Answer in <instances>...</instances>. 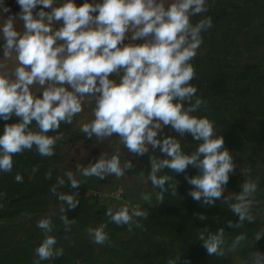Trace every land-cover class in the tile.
I'll list each match as a JSON object with an SVG mask.
<instances>
[{
	"label": "clouds",
	"instance_id": "clouds-1",
	"mask_svg": "<svg viewBox=\"0 0 264 264\" xmlns=\"http://www.w3.org/2000/svg\"><path fill=\"white\" fill-rule=\"evenodd\" d=\"M17 3L18 16L3 18L0 14L4 40L0 120L6 122L0 133V173H12L13 158L25 151L35 150L45 158L54 156L57 144L65 140L59 131L61 125L73 124L75 117L87 114L86 109H90L92 118L81 124L80 131L87 140L95 138L97 144L108 141L113 149L111 155L102 151L87 166L78 163L75 172L64 171L51 186L50 192L60 202L64 239L77 224L76 219L68 217V212L80 203L75 190L91 178L126 179V173L134 169L132 160L123 157L122 149L133 157L148 155L147 180L160 190V204L164 192L178 195L176 176L191 166L198 174L185 179L192 186L188 195L194 201L207 207L215 206L217 201L227 206L238 217V222L227 221L232 230L243 228L246 222L255 223L253 210L259 204L256 197L260 177L252 178L246 164L240 191L224 195L237 163L225 148L215 121L198 115L207 108V102L192 84L196 70L191 61L203 43L202 33L213 27L212 17L203 16L211 7L207 0H85L80 6L75 0H64L58 6L56 0ZM38 6L42 7L34 12ZM0 8L2 13L10 11L2 4ZM198 16L202 18L193 23L192 18ZM18 19L23 21L21 29L16 27ZM57 22H62L58 28ZM166 128L174 134H165ZM114 135L118 139L113 141ZM186 135L197 142L191 152L185 151L181 143L180 138ZM157 150L164 158L155 155ZM165 170L174 173L175 178ZM45 178L52 179L51 170ZM14 180L22 183L23 176L17 173ZM69 184L73 191H60ZM113 195L120 200L119 192ZM141 198L151 204L150 194ZM56 215L37 221L43 239L34 249L37 259L33 264L64 255V248L57 246V237L52 235ZM149 215L140 205L109 206L105 211L107 222L86 231L92 243L110 245L106 231L109 223L127 226L129 232L134 228L144 230L140 220ZM194 215L201 221L208 219L204 214ZM262 237L264 227L253 233L251 244ZM197 240L209 256L221 259L249 243L243 232L229 241L223 227L213 233L207 226L200 229ZM179 259L169 257L166 264H178ZM241 264H264V253L252 251Z\"/></svg>",
	"mask_w": 264,
	"mask_h": 264
},
{
	"label": "rangeland",
	"instance_id": "rangeland-1",
	"mask_svg": "<svg viewBox=\"0 0 264 264\" xmlns=\"http://www.w3.org/2000/svg\"><path fill=\"white\" fill-rule=\"evenodd\" d=\"M211 7L203 16H211L213 27L202 33L203 43L191 63L207 84L239 86L253 76H264V0H211ZM202 17L198 16L197 21ZM196 21V22H197ZM264 89V88H263ZM257 89L247 96L222 94L214 101H207L205 112L215 121L216 130L223 135L225 148L237 163L234 174H230L224 195L239 192L244 180L242 168L247 164L252 178L260 177L255 206V223H245L241 229L232 230L227 221L238 222L227 206L220 201L215 206H201L188 192L191 190L185 176H194L198 170L189 167L184 174L177 175V196L164 192V201L157 200L159 189L153 188L147 180L151 204L140 205L150 213L141 219L144 230L127 226L108 224L110 245L92 243L87 228L107 222L106 208L126 204L109 196L102 199L90 194L82 186L75 190L79 193L80 203L75 210L68 212L69 219H76L68 239L59 220V201L50 192L58 176H62V163L68 151L73 134L72 125L62 124L60 132L65 140L57 144L55 155L41 157L33 151H25L15 156L12 173H0V264H33L34 249L41 243L43 234L37 228L42 217L57 213L53 217L56 225L52 235L58 240V247L64 248V255L54 261L41 264H166L169 257L180 256L178 264H241L249 253L258 250L264 253V237L254 245L251 238L255 231L264 227V90ZM263 90V91H262ZM207 100V99H206ZM213 104V106L211 105ZM212 109V110H210ZM0 120V125L3 124ZM11 122V121H9ZM3 126H0V133ZM165 134L171 133L165 129ZM56 133H49L55 135ZM184 150L191 152L197 146L190 135L181 137ZM160 158L164 155L157 150ZM150 169L146 162V175ZM51 170L52 179H46ZM17 173L23 182L17 183ZM165 173L175 174L165 170ZM167 187V185H166ZM60 191H73L70 184ZM132 206V205H130ZM194 214H204L207 220L201 221ZM208 227L215 232L223 227L229 241L243 232L249 238L247 246L221 259L207 254L202 242L197 240L200 229Z\"/></svg>",
	"mask_w": 264,
	"mask_h": 264
},
{
	"label": "crops",
	"instance_id": "crops-1",
	"mask_svg": "<svg viewBox=\"0 0 264 264\" xmlns=\"http://www.w3.org/2000/svg\"><path fill=\"white\" fill-rule=\"evenodd\" d=\"M211 0H207L209 3ZM64 0H56V5L62 4ZM85 0H75L77 6L82 5ZM89 2L96 3L102 2V0H89ZM0 4L7 6L10 11L8 13H2V8H0V14H2L3 18H7V16H18L20 12V6L17 3V0H0ZM40 7L38 6L35 11H39ZM45 11H50V9H45ZM193 23L197 21V17L192 18ZM62 22H57L55 27H60ZM23 26L22 20H17L16 27L21 29ZM129 41L126 39L125 44ZM3 34L0 32V59L3 58ZM114 78V77H110ZM38 95H42L38 93ZM86 115L77 116L74 118L73 124H71L72 128L70 131L74 135L71 139L68 151L65 155V159L62 163L64 171L71 170L73 172L76 171V165L83 164L87 166L89 163H94L100 156L102 151H106L109 155L112 154L113 149L109 146V142L105 141L102 144H97L95 138L92 140H87L84 133L80 131V126L82 123L88 122L91 120V112L90 109H86ZM165 131V130H164ZM118 137L115 135L112 137V140H116ZM151 153V149H150ZM122 155L125 159L132 160L135 165L134 169L128 171L126 173L127 178H122L121 180H117L115 177L108 176L103 180H96L95 178H91L82 185V187L88 191L90 194L102 199L109 198V194L116 190L118 187H122L124 190V202L129 205L138 204L145 202L142 200V195L150 194L149 187H147V175H146V162L148 155L146 154L144 157H133L131 154L127 153L126 150L122 149ZM143 171V176H139V174ZM104 203V202H103Z\"/></svg>",
	"mask_w": 264,
	"mask_h": 264
},
{
	"label": "trees",
	"instance_id": "trees-1",
	"mask_svg": "<svg viewBox=\"0 0 264 264\" xmlns=\"http://www.w3.org/2000/svg\"><path fill=\"white\" fill-rule=\"evenodd\" d=\"M198 18V17H197ZM192 84L197 87V95L202 97L206 102L207 101H214L213 98L217 96V98L222 94H234L239 96H247L254 92L257 89L264 88V76H253L247 82L240 84L239 86H230V85H214V84H207L202 76L200 75L199 79H194ZM264 90V89H263ZM262 90V91H263ZM220 98V97H219ZM207 99V100H206ZM213 106V104H211ZM209 111L208 109H206ZM212 110V109H210ZM205 109H202L198 115L200 116H207ZM210 117V116H207ZM14 122V121H11ZM6 122L4 121L2 125L4 126Z\"/></svg>",
	"mask_w": 264,
	"mask_h": 264
},
{
	"label": "built area",
	"instance_id": "built-area-1",
	"mask_svg": "<svg viewBox=\"0 0 264 264\" xmlns=\"http://www.w3.org/2000/svg\"><path fill=\"white\" fill-rule=\"evenodd\" d=\"M116 192H119V193H120V200H124V199H125V198H124V190H123L122 187H118L116 190L112 191V192L109 194V196L115 199L113 193H116Z\"/></svg>",
	"mask_w": 264,
	"mask_h": 264
}]
</instances>
